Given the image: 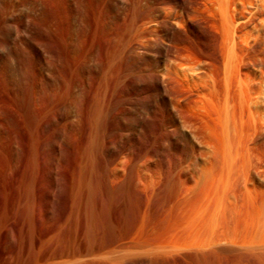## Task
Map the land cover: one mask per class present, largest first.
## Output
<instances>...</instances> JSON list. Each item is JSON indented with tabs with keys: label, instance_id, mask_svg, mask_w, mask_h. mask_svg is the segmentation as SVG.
<instances>
[{
	"label": "rangeland",
	"instance_id": "1",
	"mask_svg": "<svg viewBox=\"0 0 264 264\" xmlns=\"http://www.w3.org/2000/svg\"><path fill=\"white\" fill-rule=\"evenodd\" d=\"M0 264H264V0H0Z\"/></svg>",
	"mask_w": 264,
	"mask_h": 264
}]
</instances>
